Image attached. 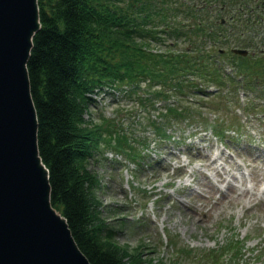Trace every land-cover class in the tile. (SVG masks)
I'll return each mask as SVG.
<instances>
[{
    "label": "trees",
    "instance_id": "1",
    "mask_svg": "<svg viewBox=\"0 0 264 264\" xmlns=\"http://www.w3.org/2000/svg\"><path fill=\"white\" fill-rule=\"evenodd\" d=\"M37 1L40 25L32 35L26 65L51 202L64 214L93 264H150L152 257L144 258L140 248L113 239V229L96 207L91 186L97 178L85 160L100 137L108 143L116 128L108 117L98 122L85 117L86 107L95 100L91 92L104 83L112 92L135 90L146 79V88L156 98H165V110L174 114L187 110L185 105H170L183 93H217L226 105L240 103L239 97L244 96L245 112L263 117L264 56L231 51V61L219 58L224 53L217 45L222 32L219 7L224 0ZM225 4L224 9L230 10L235 0ZM178 13L187 15V21L178 19ZM179 38L183 43L177 46ZM152 41L165 46L154 49ZM226 62L230 68L224 66ZM153 84L158 85L152 88ZM210 85L215 90L206 88ZM171 94L176 98H169ZM234 114L231 109L229 118ZM224 120L223 114L215 118L214 131L222 132ZM123 134L117 135L118 140ZM242 246L239 235L229 234L201 250L195 262L222 264L220 256L227 251V258L236 263ZM184 248L191 251L193 246Z\"/></svg>",
    "mask_w": 264,
    "mask_h": 264
},
{
    "label": "rangeland",
    "instance_id": "2",
    "mask_svg": "<svg viewBox=\"0 0 264 264\" xmlns=\"http://www.w3.org/2000/svg\"><path fill=\"white\" fill-rule=\"evenodd\" d=\"M176 17L188 19L183 13ZM256 28L255 33L245 28L241 37H264V26ZM233 29L224 36L239 41L230 34ZM223 40L218 45L228 50ZM175 43L180 46L183 39ZM156 45L165 46L152 41L150 47ZM144 81L135 90L112 92L104 85L84 113L96 122L108 117L117 128L108 143L102 135L85 160L97 178L91 186L96 207L113 229V239L140 248L144 258L152 257L150 264H211L195 262L200 251L234 234L243 240L241 257L234 263L225 251L222 264H264V197L251 189L250 195L242 192L264 174V116L249 115L241 102L226 105L217 93H183L170 105L187 110L174 114ZM231 109L235 114L229 118ZM221 114L222 134L212 129ZM118 129L125 133L120 140ZM186 245L193 249L187 251Z\"/></svg>",
    "mask_w": 264,
    "mask_h": 264
},
{
    "label": "water",
    "instance_id": "3",
    "mask_svg": "<svg viewBox=\"0 0 264 264\" xmlns=\"http://www.w3.org/2000/svg\"><path fill=\"white\" fill-rule=\"evenodd\" d=\"M39 25L37 0H0V264H93L51 202L38 150L26 61Z\"/></svg>",
    "mask_w": 264,
    "mask_h": 264
},
{
    "label": "flooded vegetation",
    "instance_id": "4",
    "mask_svg": "<svg viewBox=\"0 0 264 264\" xmlns=\"http://www.w3.org/2000/svg\"><path fill=\"white\" fill-rule=\"evenodd\" d=\"M238 10L242 11V14L240 16L241 19H245L246 21H249L251 19L254 22H258L259 26H262V24L259 23V21L261 20L264 26V16L261 15L264 14V0H241V2L238 4ZM229 17L233 18V16L230 14ZM224 21H226L225 18ZM250 30L252 31V33L256 32L255 29ZM260 50H264V48Z\"/></svg>",
    "mask_w": 264,
    "mask_h": 264
},
{
    "label": "bare ground",
    "instance_id": "5",
    "mask_svg": "<svg viewBox=\"0 0 264 264\" xmlns=\"http://www.w3.org/2000/svg\"><path fill=\"white\" fill-rule=\"evenodd\" d=\"M214 159V158H213ZM212 160V159H211ZM243 191L242 192H244L245 194H251V191L253 192L252 194H255L256 196L257 195H260V194H262V189L261 188H256L255 190H251V191H248V188H243L242 189ZM194 208V207H193ZM188 209V208H187ZM191 209V208H190ZM192 210V209H191Z\"/></svg>",
    "mask_w": 264,
    "mask_h": 264
}]
</instances>
